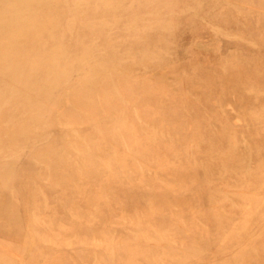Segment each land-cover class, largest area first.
<instances>
[{
  "label": "rangeland",
  "instance_id": "374dc122",
  "mask_svg": "<svg viewBox=\"0 0 264 264\" xmlns=\"http://www.w3.org/2000/svg\"><path fill=\"white\" fill-rule=\"evenodd\" d=\"M0 264H264V0H0Z\"/></svg>",
  "mask_w": 264,
  "mask_h": 264
}]
</instances>
